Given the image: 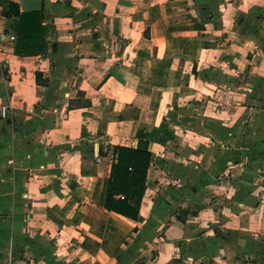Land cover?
Segmentation results:
<instances>
[{
    "label": "crops",
    "instance_id": "1",
    "mask_svg": "<svg viewBox=\"0 0 264 264\" xmlns=\"http://www.w3.org/2000/svg\"><path fill=\"white\" fill-rule=\"evenodd\" d=\"M141 141L132 219L103 198ZM263 189L264 0H0V264L216 260L206 225L251 230L236 263L264 264Z\"/></svg>",
    "mask_w": 264,
    "mask_h": 264
},
{
    "label": "trees",
    "instance_id": "2",
    "mask_svg": "<svg viewBox=\"0 0 264 264\" xmlns=\"http://www.w3.org/2000/svg\"><path fill=\"white\" fill-rule=\"evenodd\" d=\"M11 7L5 11L8 14L20 15L21 33H24L25 50L34 48L35 45L42 46L39 40L32 35L44 33L40 22L36 21L39 12L30 11L20 14L19 7L10 2ZM31 41H34L31 43ZM39 85H47L48 80L37 77ZM116 162L112 166L111 176L107 180L103 198L104 206L121 213L132 219H138L142 197L146 189L147 171L151 161V152L145 142L141 141L138 147L116 146ZM124 194L125 198H118L117 195Z\"/></svg>",
    "mask_w": 264,
    "mask_h": 264
},
{
    "label": "rangeland",
    "instance_id": "3",
    "mask_svg": "<svg viewBox=\"0 0 264 264\" xmlns=\"http://www.w3.org/2000/svg\"><path fill=\"white\" fill-rule=\"evenodd\" d=\"M230 165H231L230 166L231 170L233 172V169H236V165L235 164L232 165V163ZM235 172H237V169L235 170ZM229 173H231V172H228L227 170L226 171L224 170L223 172L218 174V176H217L218 178H216L217 181H216V179H215V181L218 182V183L221 182L222 177L229 175ZM262 191L263 192L261 193L260 197L264 196V189ZM258 199H260V198H258ZM230 226H233V225L231 224ZM208 227L209 226H207V225L205 227H202L203 230H204L203 233H202L204 236H202V237L205 239L203 242L206 243V239H210L211 237H218L219 236L221 241H223L225 239L226 243L229 242L228 243L229 245L227 244V246L229 247L230 250H228L226 246H224V245H222V244L217 242L214 247L210 246L209 247V251H207L209 253L210 252H214L217 255L219 254V256L217 257L216 260H211V255H207V256L203 257V259L197 260V262L195 260H193V259H190L188 261V263H186V264H218V263L219 264H237L236 263V254L238 255L240 253H243L242 246H239L238 242H239V240L244 239L243 236H250L249 234H246V233H251L252 231L250 230V231L247 232V230H246V233H243L241 231L240 236H237L236 231L229 230L228 227L223 226V227H220L219 230H216V232L214 230V234H213L212 233V229H208ZM254 232L255 233H259V230H254ZM233 238H237V239H233ZM251 247H252V249L255 248V246H251ZM239 248H240V250H239ZM224 257H226L227 259L225 260ZM220 261L222 263H220ZM244 261L245 260L242 259L239 263L242 264Z\"/></svg>",
    "mask_w": 264,
    "mask_h": 264
},
{
    "label": "built area",
    "instance_id": "4",
    "mask_svg": "<svg viewBox=\"0 0 264 264\" xmlns=\"http://www.w3.org/2000/svg\"><path fill=\"white\" fill-rule=\"evenodd\" d=\"M14 38H15V36L12 35V36H11V39H14ZM7 111H8V105H7V104H3V106H2V111H1V114H2L3 117L6 116ZM117 197H118V198H121V199H124V198H125V195H124V194H119V195H117Z\"/></svg>",
    "mask_w": 264,
    "mask_h": 264
}]
</instances>
